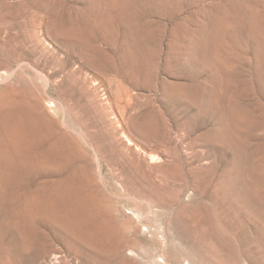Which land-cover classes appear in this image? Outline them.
<instances>
[{"label": "rangeland", "instance_id": "obj_1", "mask_svg": "<svg viewBox=\"0 0 264 264\" xmlns=\"http://www.w3.org/2000/svg\"><path fill=\"white\" fill-rule=\"evenodd\" d=\"M0 264H264V0H0Z\"/></svg>", "mask_w": 264, "mask_h": 264}, {"label": "bare ground", "instance_id": "obj_2", "mask_svg": "<svg viewBox=\"0 0 264 264\" xmlns=\"http://www.w3.org/2000/svg\"><path fill=\"white\" fill-rule=\"evenodd\" d=\"M10 167V166H9ZM85 205V204H84ZM122 211H120L121 213ZM126 213V212H125ZM123 214V213H122ZM127 216V215H126ZM125 217V216H124ZM129 219V217H128ZM132 220V219H131ZM130 221V229H132V232H134V234H136L139 230H138V226H141V225H138L139 223H136L135 221ZM137 221V220H136ZM103 222V221H102ZM104 225V224H103ZM142 227V226H141ZM109 232V231H108ZM133 250V249H132ZM134 251V250H133ZM131 252V251H130ZM133 253V252H132ZM137 254V253H136Z\"/></svg>", "mask_w": 264, "mask_h": 264}]
</instances>
